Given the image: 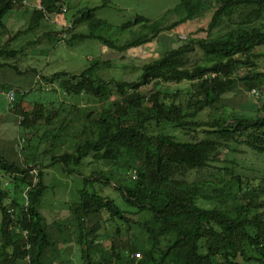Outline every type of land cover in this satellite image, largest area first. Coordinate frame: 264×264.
Instances as JSON below:
<instances>
[{
	"label": "trees",
	"instance_id": "16d2710c",
	"mask_svg": "<svg viewBox=\"0 0 264 264\" xmlns=\"http://www.w3.org/2000/svg\"><path fill=\"white\" fill-rule=\"evenodd\" d=\"M62 3L42 0L46 12L31 9L33 19L28 28L37 27L40 19L52 13L61 12ZM19 5V0H0V29L5 27V17ZM99 7L82 10L75 18L74 24L86 22L89 31L73 33L68 44L95 38L109 48L125 50L152 41L160 33L171 31L210 7H214V12L204 30L206 36L192 38L143 64L137 80L116 83L120 100L111 103V109L95 120V138L79 142L73 152L52 157V161H59L65 168L71 163L80 164L90 152L102 163L116 164L126 157L129 162L124 166L137 172L135 179L116 172L84 178L79 199L71 205L69 216L55 222L63 242L68 243L72 239L69 233L74 231V240L82 248L83 264L110 263L111 258L116 262L135 261L134 264H264V200L254 203L248 198L230 210L201 206L200 197L218 200L231 186L235 187L234 191L239 190L240 176L233 175L229 184L219 188L213 182L184 178L188 172L206 168L216 161L219 149L229 142L242 143L254 152L264 153L262 110L255 115L232 114L229 118L211 121L197 119L199 112L232 92L238 81L248 90L260 86L261 74L249 76L237 72L241 66H253L256 59L264 57V51H258L264 47V0H179L153 21L138 15L133 23L123 24V27L138 24L142 32L121 45L99 33V28L109 25L95 16ZM172 16L175 18L170 20ZM195 49L202 54L199 62L190 57ZM16 53V50L0 48V57H12ZM101 66L96 61L78 75L55 72L41 76V80L52 84L58 79L67 94L87 93L100 98L108 91V82L98 74ZM150 80L197 82L198 88L183 104L169 100L160 90L146 96L140 88ZM28 92H21L10 108L19 117L26 152L33 138L37 141L35 144L39 143L40 136L36 133L39 124H50L57 114V109H47L40 102H34L30 109L26 107L23 96ZM162 122L182 129L206 126L210 130L200 139L180 141L171 134L150 131L153 123ZM56 138V134L51 136V145ZM42 166L35 153H25L22 162L0 153V264H17L19 260H26L27 264H48L47 251L56 242L38 210L47 187ZM33 168H38V179L28 190L25 205L21 196L24 188L32 184L30 170ZM101 180L108 186L114 183L130 209L91 189L95 181ZM4 181L9 186H4ZM202 185H208L207 193L202 192ZM7 197L10 200L5 203ZM139 213L147 216L141 220L130 216ZM132 224L139 227L136 238L130 245H121V225L129 233ZM109 225L115 227L109 251L111 258L95 260L94 252L106 251L98 240L100 230L103 236ZM134 251H139L141 256L133 258ZM50 263L57 264L54 258Z\"/></svg>",
	"mask_w": 264,
	"mask_h": 264
},
{
	"label": "rangeland",
	"instance_id": "374dc122",
	"mask_svg": "<svg viewBox=\"0 0 264 264\" xmlns=\"http://www.w3.org/2000/svg\"><path fill=\"white\" fill-rule=\"evenodd\" d=\"M34 1L36 4L42 5V0ZM47 1L43 0L45 3ZM61 1H63L62 6L66 7V11L50 14L49 19H40L37 27L32 29L28 27L33 15H27L25 12L29 10L26 8L27 6L14 7V10L5 17L6 25L0 29V48L16 50L17 53L12 57H0V82H5L1 88L6 89L5 86H7L14 91V98L10 102L9 108L16 99L21 97V92L29 91L23 96L25 106L29 109L34 102L42 103L47 109H57V114L51 119L50 124L47 125L42 122L39 124V129L36 132L40 136L39 143L35 144L37 141L33 138L31 140L32 146L27 149L26 153H35L43 165V181L47 187L41 197L38 210L43 216L52 239L56 242L54 247L47 251L46 260L48 264H51V258H54L57 264H83L81 259L82 248L74 240V231L69 233L72 239L68 243H64L56 230L55 222L64 220L69 216L71 205L79 199L78 191L83 186L84 178L90 175L97 177L107 172L124 174L126 177L125 174L128 169L124 165L129 160L122 157L116 164L102 163V160L94 159L93 152H90L80 164L71 163L65 168L59 161H52V157L63 152H73L79 142L95 138L97 130L95 120L106 114L108 109H111V103L120 100L117 82L137 80L143 64L158 58L170 48L189 42L192 38L206 36L204 30L211 21L214 7H210L201 15L175 26L171 31L160 33L150 42L132 46L125 50H118L107 47L95 38L78 40L68 44L73 33H87L89 31L86 22L73 23L82 10L100 6L94 14L109 25L99 28V33L121 45L142 32L138 24L128 27H123V24L133 23L138 15L153 21L179 0ZM174 18L172 16L170 20ZM63 34H65L64 38ZM258 51H264V47H259ZM190 57L192 61L199 62L202 58L201 51L195 49ZM96 61L101 62L102 65L98 69L99 76L108 82V91L103 97L98 98L87 93L81 95L67 94L60 87L58 79L52 84L41 80V76H50L55 72L78 75L89 64ZM243 73L249 76L261 74L258 80L260 86L255 87L258 94L252 93L242 81H238L233 91L224 95L219 103L199 112L198 120L226 119L232 114L255 115L258 110H262L261 115L264 113V57L256 59L253 66H241L237 74ZM197 88V82L150 80L140 88V91L147 96L156 90H160L168 96L169 100L175 99L177 102L185 104ZM9 89L6 91L8 92ZM209 130V127L206 126L196 129H182L168 122H162L160 125L153 123L150 127L151 132H165L180 141L200 139L207 136ZM9 132L17 144L16 151L11 147L13 159H17L18 154L24 156L25 150L23 148L26 143L25 140L22 141V130L19 119L15 115L11 119ZM53 134H56L57 138L52 140L51 145L50 139ZM217 158L206 168L188 172L184 178L188 181L213 182L215 187L219 188L229 184L227 182L233 175H238L242 184L237 191H234L235 187L231 186L225 194L220 195L222 197H218V200L215 198L209 201L200 197L198 199L199 205L216 206L217 208L221 206L230 210L235 207L237 202L244 203L248 198H251L254 203L264 200V153L254 152L242 143L229 142L219 149ZM235 184L238 187V184ZM88 188L90 189V187ZM91 189L114 198L120 207L130 209L122 201L114 183L108 186L103 184L102 180L100 182L95 181L94 187ZM208 190V185H202L203 193H207ZM9 200L10 197H7L5 203H8ZM130 216L141 220L147 215L139 213ZM100 217L102 221V215ZM125 227L121 225L122 235L119 242L121 245L126 243L130 245L132 240L136 238L139 227L132 224V230L129 233L124 230ZM114 228L113 225H109L103 236L102 229L100 230L98 241L101 247L103 244L106 251L101 249L94 252L93 258L95 260L102 261V259L111 258L109 251H111L110 244ZM134 263L135 261L131 263L126 259L123 262H116L114 258H111L110 263L105 264ZM17 264H27V261L19 260Z\"/></svg>",
	"mask_w": 264,
	"mask_h": 264
},
{
	"label": "crops",
	"instance_id": "0c3cea01",
	"mask_svg": "<svg viewBox=\"0 0 264 264\" xmlns=\"http://www.w3.org/2000/svg\"><path fill=\"white\" fill-rule=\"evenodd\" d=\"M28 3H29V6H27L26 8L29 9V10L25 11V12L27 13L28 16H30V15H32V13H31L32 12L31 11L32 7L31 6L36 4V2L34 0H28ZM52 14H54V13H52ZM46 18L49 19L50 16H48ZM5 25H6V22H5ZM33 71H35V70L33 69ZM4 83L5 82H2V83L0 82V153H2L5 158H8V159L12 160L13 157H12V153H11L12 152L11 151V147H13V150L16 151V145L17 144L15 142V139L11 137L9 130H10L11 119H13V116L15 114L12 115L11 112H10V108H9L10 100H9L7 94H6V92H7L6 89L7 88L6 89L5 88L4 89L1 88V85H4ZM9 91H10V89H9ZM23 104H24V102H23ZM15 117L17 119H19L18 116L15 115ZM22 141H24V139H22ZM22 141H20V142H22ZM25 153H26V150H25ZM13 160H18L19 162H22V161H24V156H22V155L20 156L18 154V158L17 159H13Z\"/></svg>",
	"mask_w": 264,
	"mask_h": 264
},
{
	"label": "built area",
	"instance_id": "2783aa9c",
	"mask_svg": "<svg viewBox=\"0 0 264 264\" xmlns=\"http://www.w3.org/2000/svg\"><path fill=\"white\" fill-rule=\"evenodd\" d=\"M19 4L22 5V6H29V3H28V0H19ZM32 9H35V10H41L43 11L44 13L46 12L44 7L41 5V4H34L31 6ZM61 11L64 12L66 11V7L65 6H62L61 7ZM69 27H71L69 25ZM65 37V34H63V38ZM252 93H256L258 94L257 90L255 88H252L251 89ZM7 96L10 100V102L12 101V99L14 98V91L13 90H10L8 93H7ZM30 174L33 176L32 177V184L31 185H28L24 188L23 192H22V197L24 199V204L27 205L28 203V190L35 185V183L37 182V179H38V168H33L30 170ZM126 175L132 179H135L137 177V172L135 169L133 170H128L126 172ZM8 184L7 181L4 182V185L6 186ZM9 211L11 212V209H9ZM131 256L135 259L139 258L141 256V253L139 251H134L133 253H131Z\"/></svg>",
	"mask_w": 264,
	"mask_h": 264
}]
</instances>
